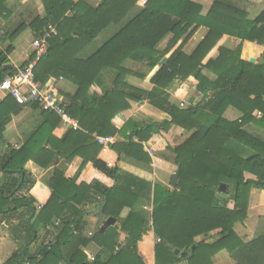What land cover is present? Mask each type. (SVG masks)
I'll return each instance as SVG.
<instances>
[{"label":"trees","instance_id":"obj_1","mask_svg":"<svg viewBox=\"0 0 264 264\" xmlns=\"http://www.w3.org/2000/svg\"><path fill=\"white\" fill-rule=\"evenodd\" d=\"M7 1L0 0V16L10 13ZM40 1L42 13L21 23L1 43L14 42L27 29L38 40L54 28L44 55L37 57L33 51L20 69L35 60L36 82L44 85L49 79H63L76 87L74 95L65 96L62 107L78 128L69 129L59 140L52 131L60 118L35 103L27 105L41 114L43 124L19 150L0 156L4 180L0 222L24 210L26 221L21 229L27 237L4 264H147L139 249L154 239V264H212L220 252H226L234 264H264V234L244 244L233 231L236 223L247 219L251 189L264 190V138L245 129L251 125L264 135V55L262 63L250 64L240 59V47L231 51L223 46L228 38L264 45V10L250 20L232 0H216L206 15L199 5L186 0ZM112 26L116 28L113 35L83 56ZM201 28L206 30L204 38L187 55L186 44ZM167 37L164 50H158ZM177 45L151 79V91L126 82L129 77L144 80ZM11 50V46L0 50V83L17 74L5 68ZM127 62L143 65L144 73L126 68ZM204 71L213 74L215 81H209ZM105 72L115 73L111 87L101 96L91 93ZM176 84L180 97L195 86L199 102L180 108L170 101L167 91ZM141 101L167 119L144 126L128 122L118 128L117 116L129 109L130 102ZM21 107L10 96L0 103V142L11 113ZM229 108L241 114L239 120L223 117ZM256 112L262 114L259 119ZM172 126L191 133L175 148L163 139ZM115 135L122 140L112 145L96 141ZM143 144L174 154L178 176L174 188L152 185L117 166L120 161L150 165ZM58 157L65 163L47 183L50 197L35 214L39 199L29 195V190L37 183L28 178L24 166L33 162L46 169ZM74 158L82 163L75 176L67 179L66 164ZM88 168L99 175L82 178ZM246 174L253 178L246 179ZM221 185L224 193L219 191ZM23 190L27 195H20ZM149 199L152 207L147 211ZM89 215L103 218L91 236L87 234ZM108 219L115 223L102 231ZM41 230V243L31 252L30 245L39 239ZM91 244L99 248L93 260L86 252Z\"/></svg>","mask_w":264,"mask_h":264},{"label":"crops","instance_id":"obj_2","mask_svg":"<svg viewBox=\"0 0 264 264\" xmlns=\"http://www.w3.org/2000/svg\"><path fill=\"white\" fill-rule=\"evenodd\" d=\"M78 1L79 0H73V2L75 3ZM89 1L93 4H98L101 0H89ZM186 1L199 5L202 9L201 14L206 15L216 0H186ZM232 3L235 6L246 11L248 13V18L250 20H254L255 18H257L259 14L264 10V0H232ZM6 7L10 13L8 16H0V50L4 52L6 47L11 46L12 50L7 57L9 61V64L7 66H10V69H14L16 72H18L20 70L21 65L27 62L29 55L33 52L32 43L35 40L32 36L31 31L29 29L25 30L12 43L6 41L2 44L1 40L8 33L14 31L15 28L19 26L21 23H29L36 15L41 14L42 6L40 0H22V1L8 0L6 3ZM130 17L131 15H129L128 19ZM112 30L113 31L109 35V37L113 35L116 28ZM205 34H206V30L202 28L199 29L197 32H195V34L192 36L190 41L186 44L184 48V52L187 55H190L194 51L196 46L199 44V42L204 38ZM169 39L170 37H167L163 42L159 44L157 49L161 51L164 50ZM29 41H31V43H29ZM178 45L173 50H171L169 54H167L166 56H164V58L161 59L159 64L155 66L150 73H148L147 77L144 80H141L136 77H129L126 80V82L130 86H133L135 88L148 92L151 91L153 89V86L150 83L151 79L162 68V66L165 65L171 53L178 47ZM223 46L231 51H235L238 47H240L241 60L246 61L250 64L262 63V59L264 55V45H257L256 43H250L233 38H228ZM251 59L254 61L253 63L250 62ZM163 60H165V63L161 65V62ZM125 67L130 70L137 71L141 74L144 73L143 65H137L132 62H127L125 64ZM203 75L211 82L215 81L216 79L213 74L207 71H204ZM114 77H115L114 72L103 73L96 80L95 84L91 87L90 92L101 96L105 90L111 87ZM44 85L53 91L56 100L61 104L65 102L66 95H74V93L76 92V87L70 82L63 79L60 80L49 79L47 83ZM178 86L179 84H176L172 89L167 91L170 101H175L177 103L184 101L187 103V106H190V105H196L197 102H199V100L201 99V96H199L196 93L195 86L191 88V90L186 94L185 97H180L176 95ZM6 97L7 95L0 92V103ZM223 117L228 121H235L240 119L241 114L238 111L229 108L228 110H226ZM256 118L259 119L260 117H256ZM117 119H118L117 124L120 123V126H118V128H121L123 124H126L128 122H134L142 126L150 125V124H161L165 119H167V116L164 113L152 108L150 105L147 104L146 101H141V102H130L129 109L121 112L117 116ZM43 122L44 119L41 116V114L38 111L33 110L31 106H23L20 109H18L17 112L11 113L9 122L5 126L2 135L3 140L2 142H0V156H3L5 153H8L10 151L19 150L29 140V138L37 131V128H39L43 124ZM69 129L70 128L64 127L60 123L58 126H56L53 129L52 135L55 138L62 140L65 138L67 131ZM245 129L251 134L258 135L264 138V135L260 131H257L256 128L252 127L251 125L246 126ZM190 136L191 133H187L179 127L172 126L168 130V132L163 134L164 137L163 139L170 143L171 148H175L183 144ZM113 137L116 142L122 140V137L120 135H115ZM46 149L48 150L49 148ZM147 149H150L153 152L151 161L154 167L152 166L153 168H152L151 177L146 175V173L142 172L141 170H139V173H136L138 169H135V171H133L135 172L133 173V175L137 177L138 175L139 177H144V179L148 180L149 182L151 183L154 182L153 185H161L164 187L167 186L168 183H170L171 185L172 177L177 169L175 165L174 154L166 150L164 147H149ZM103 156L107 157L108 155L104 154ZM64 163H65L64 160L58 157L55 163L46 169L41 168L40 166L36 165L33 162H27L25 164L24 169L28 174V178L31 181L37 183L35 186L32 187V189L29 190V195H33L35 198L39 199L38 202L34 204L35 214L39 213V210L41 209L43 203L46 202L50 197L49 191L46 186L47 183L52 179L56 168L63 165ZM81 163H82V159L74 158L69 164H66L65 177L67 179L73 178L77 173L79 167L81 166ZM127 163L128 162L126 161H120L118 162L117 166L120 169L125 170ZM93 175L98 176L99 174L95 173L94 171H91V168H88L87 171H85V173L82 175V178H86L87 180H90L91 178H93ZM100 176L99 179L101 181H106L104 176L103 179ZM149 179H151V181ZM3 181L4 180L2 174H0V184L3 183ZM20 195H27V193L23 190L22 192H20ZM257 196H259L261 200L259 202V205H261L262 201L264 202V190L252 189L250 192V198L251 199L252 197L256 198ZM258 208H262V207L259 206L257 207V209ZM127 212L128 211L125 210L123 212V215H126ZM249 215H250V209H248L247 219ZM92 217L93 218L91 219V231H94L95 229H98L102 225L101 224L102 222H99V218H97L96 216H92ZM247 219L243 223H236L233 227V231L242 240L244 244H248L264 234V218H263L262 220H259L255 224L256 231H254V233H251L252 234L251 236L247 237L251 231V230L246 231L248 229V226L246 225ZM24 221H26V215L23 210V211H19L17 214H14L12 216L10 215L4 217L3 220L0 222V264H4L8 260V258L15 251L18 250V246L23 245L26 242L27 240L26 233L24 232L23 229H21V225L22 223H24ZM32 221L33 219L32 220L30 219L29 222L32 223ZM89 227H90V222H88V228ZM260 227H262L261 230ZM43 233H44L43 230H41L38 237L39 239L35 242L32 241L33 243L30 245L31 252L35 251V249L32 250L35 244H38L37 248L39 247L41 240L44 236ZM124 238H125L124 235H121L119 241L123 242ZM154 241L155 239L152 240V242H149L144 246H141L139 249L140 253L142 255H145L147 264H154V245H153ZM213 242L214 240L207 241V243H213ZM86 252L92 258H94L95 255L99 252V248L96 245L91 244L86 248ZM212 264H234V260L226 252H220L212 258Z\"/></svg>","mask_w":264,"mask_h":264},{"label":"built area","instance_id":"obj_3","mask_svg":"<svg viewBox=\"0 0 264 264\" xmlns=\"http://www.w3.org/2000/svg\"><path fill=\"white\" fill-rule=\"evenodd\" d=\"M55 33L54 28L50 27L49 31L38 40L32 43V49L37 57L44 54L46 48V40ZM36 61H31L25 68L20 69L13 77H6L0 83V92L10 96L20 106H27L30 104H37L43 111L55 114L60 118L61 125L70 129H77L78 124L71 119L64 111L62 104L55 98L53 91L34 80L33 70ZM180 108L187 106V103L181 101ZM256 117H261V113H255ZM96 141L101 146H108L114 144L116 141L114 137H97ZM137 142L136 139H134ZM144 151L152 157L153 152L144 147ZM158 241V240H157ZM159 242V241H158ZM93 260V258L91 257Z\"/></svg>","mask_w":264,"mask_h":264},{"label":"rangeland","instance_id":"obj_4","mask_svg":"<svg viewBox=\"0 0 264 264\" xmlns=\"http://www.w3.org/2000/svg\"><path fill=\"white\" fill-rule=\"evenodd\" d=\"M127 19V18H126ZM112 29H114L113 28V26L112 27H110L109 29H107V30H105V31H103L102 32V34L93 42V43H91L90 44V46L88 47V48H86L85 49V51L83 52V56L84 55H88V54H90L91 52H93L96 48H98L108 37H109V35L112 33ZM27 42V41H26ZM29 43H31V41H29ZM143 146L144 147H146V145L145 144H143ZM148 148V147H147ZM149 156V155H148ZM150 160H151V157H150ZM153 166V164H152V161H151V164L150 165H148V166H146V167H143V166H141V165H138V164H134V163H131V162H128L127 163V165H126V171L125 170H122L123 172H126V173H128V174H131V175H133V173H135V172H133V171H135V169H138V171L136 172V173H139V170H141L142 172H144V173H146V175H148L149 177H151V174H152V168L154 167H152ZM129 171H131V172H129ZM138 175V174H137ZM138 177H139V175H138ZM140 179H143V180H145V181H147V182H149L148 180H146V179H144V177H139ZM245 178L246 179H252L253 177H251L250 175H248V174H246L245 175ZM150 181H151V179H149ZM123 183H126V181H122ZM153 183L154 182H152V185H153ZM161 186V185H160ZM161 187H164V186H161ZM165 188L166 189H172V187H171V185H170V183H168L167 184V186H165ZM252 190V189H251ZM251 192V191H250ZM151 194V193H150ZM149 194V198H151V195ZM223 197V196H222ZM221 196H219V198H222ZM261 200H260V198H259V196H257L256 198L254 197H252V199L250 198V196H249V203H248V209H250V215H249V217H248V219H247V222H246V225L248 226V229L246 230V231H248V230H251L250 231V233L248 234V236L247 237H249V236H251L252 234L251 233H254V231H256L255 230V224L259 221V220H262L263 218H264V202L262 201V204L261 205H259V202H260ZM150 205V206H149ZM145 206L146 207H149L148 209H147V211H149V209L152 207L151 206V201H150V199L149 200H147L146 202H145ZM262 207V208H258L257 209V207ZM256 211V212H255ZM123 216H125V215H123ZM93 217H92V215H89L88 217H87V219H88V222H90V227L88 228V230H87V234L89 235V236H91V234L92 233H94L95 232V230H97V229H95L94 231H91V219H92ZM97 218H99V222H102L103 221V218H101L100 216H97ZM246 229V228H245ZM257 229H258V226H257ZM262 229V227H260V230ZM153 239H154V237H153ZM155 243H156V240L154 241V243H153V245H155ZM37 245L38 244H35V246L33 247V249L32 250H34V249H36L37 248Z\"/></svg>","mask_w":264,"mask_h":264},{"label":"water","instance_id":"obj_5","mask_svg":"<svg viewBox=\"0 0 264 264\" xmlns=\"http://www.w3.org/2000/svg\"><path fill=\"white\" fill-rule=\"evenodd\" d=\"M250 62L253 63L254 61L251 59ZM164 63H165V60H163L161 62V65H163ZM5 68L10 69V66H6ZM177 180H178V176L176 174H174L173 177H172V180H171V187L172 188H174L176 186ZM219 191L222 192V193H224L226 191L225 190V186L224 185H221L220 188H219ZM114 223H115V221L113 219H108L104 223V225H103V227H102L101 230L102 231L105 230L108 226L113 225ZM175 254H177V251H175Z\"/></svg>","mask_w":264,"mask_h":264}]
</instances>
